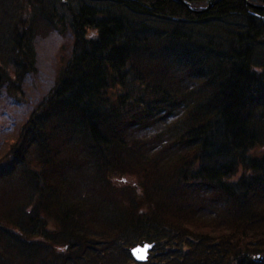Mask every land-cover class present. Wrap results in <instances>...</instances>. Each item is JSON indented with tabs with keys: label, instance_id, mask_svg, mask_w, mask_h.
<instances>
[{
	"label": "trees",
	"instance_id": "1",
	"mask_svg": "<svg viewBox=\"0 0 264 264\" xmlns=\"http://www.w3.org/2000/svg\"><path fill=\"white\" fill-rule=\"evenodd\" d=\"M185 1L0 0V94L72 39L0 144V264H264V0Z\"/></svg>",
	"mask_w": 264,
	"mask_h": 264
},
{
	"label": "rangeland",
	"instance_id": "2",
	"mask_svg": "<svg viewBox=\"0 0 264 264\" xmlns=\"http://www.w3.org/2000/svg\"><path fill=\"white\" fill-rule=\"evenodd\" d=\"M247 7L248 10L259 9L258 4H252L249 0ZM261 8H264V6ZM71 42L72 39L70 37L68 39L63 38L57 33H51L47 37H37L35 39V72L32 77L24 82L21 89L22 98L14 99L5 93L0 94V144L6 138L7 141H11V138L15 135L17 124L23 121L29 108L33 104L35 105L42 95L48 91L49 87L54 84L58 61L63 54L62 48L63 46H71ZM26 101L27 103H25ZM124 177L131 178L130 175ZM120 179L121 177L119 176V182H121ZM189 229L209 234L210 241L211 238L217 239L220 236L217 230L210 228V225L204 226L202 223H193L192 226H189ZM253 250L258 251L259 248L255 247Z\"/></svg>",
	"mask_w": 264,
	"mask_h": 264
},
{
	"label": "water",
	"instance_id": "3",
	"mask_svg": "<svg viewBox=\"0 0 264 264\" xmlns=\"http://www.w3.org/2000/svg\"><path fill=\"white\" fill-rule=\"evenodd\" d=\"M178 2H180L184 7H186L189 11H194V9L192 8V6L186 2L185 0H176ZM208 3H210V0H208ZM210 6L208 5L207 8H209ZM147 250H148V246H144V247H136L131 251V254L133 256V258L138 261V262H144L146 260L147 257Z\"/></svg>",
	"mask_w": 264,
	"mask_h": 264
},
{
	"label": "bare ground",
	"instance_id": "4",
	"mask_svg": "<svg viewBox=\"0 0 264 264\" xmlns=\"http://www.w3.org/2000/svg\"><path fill=\"white\" fill-rule=\"evenodd\" d=\"M246 4L248 3V0H243ZM212 2H213V0H210V3H208L207 4V6L204 8V10H207V9H209V8H207L208 7V5L210 6L211 4H212Z\"/></svg>",
	"mask_w": 264,
	"mask_h": 264
}]
</instances>
